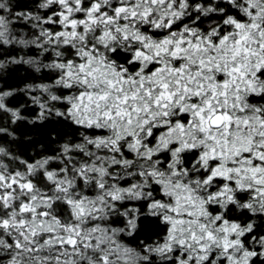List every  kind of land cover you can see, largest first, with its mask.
Masks as SVG:
<instances>
[{"label":"snow or ice","instance_id":"snow-or-ice-1","mask_svg":"<svg viewBox=\"0 0 264 264\" xmlns=\"http://www.w3.org/2000/svg\"><path fill=\"white\" fill-rule=\"evenodd\" d=\"M0 81V264H264V0H0Z\"/></svg>","mask_w":264,"mask_h":264},{"label":"trees","instance_id":"trees-1","mask_svg":"<svg viewBox=\"0 0 264 264\" xmlns=\"http://www.w3.org/2000/svg\"><path fill=\"white\" fill-rule=\"evenodd\" d=\"M24 2H27V0H24ZM21 74H23V67L19 68L18 72L11 74L9 84L13 87H23V83L30 82V80H25L23 83H21L20 82ZM2 83L3 81H0V84ZM9 99L14 101L13 104L11 105L13 107L19 106V103L24 102L22 98H9ZM25 115H29V118H31L30 113H25ZM12 127L16 132V136L19 138L15 147H17L22 151H27L29 153L32 152V148H30L27 145L26 141L24 140V137H30L34 142H39L43 144L46 143L49 132H52L54 135L57 136H63L71 131V129L66 128L61 124H56L54 122H46L43 126H33L29 124L27 121H25L22 124H20L18 128L15 125ZM141 226L144 229V231L138 235L137 237L138 240L145 239L148 236H153L154 233H157L159 231L156 225L150 220L143 221Z\"/></svg>","mask_w":264,"mask_h":264}]
</instances>
